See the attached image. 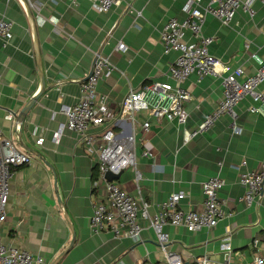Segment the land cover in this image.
I'll return each instance as SVG.
<instances>
[{
    "label": "crops",
    "instance_id": "1",
    "mask_svg": "<svg viewBox=\"0 0 264 264\" xmlns=\"http://www.w3.org/2000/svg\"><path fill=\"white\" fill-rule=\"evenodd\" d=\"M33 3L29 13L20 0H0V16L13 22V37L0 40V127L5 137L32 156L30 164L13 169L7 215L0 227L2 242L41 257L43 262L36 264H159L164 260L147 222L137 239L91 229L94 205L102 200L94 185L98 159L87 153L76 131L66 129L58 143L52 141L59 123L66 121L62 104L79 101L81 84L101 55L112 66L97 86L112 110L108 126L137 131L136 163L142 174L137 181L134 168L127 167L112 180L132 195L142 194L155 213L175 191L186 193L183 208L201 209L203 183L211 176L222 177L225 184L218 196L224 203L223 217L217 225L198 231L168 224L171 249L186 261L207 257L208 264H251L256 255L264 259V185L248 205L242 200L245 187L240 182L242 173L264 167V115L250 111V106L260 103L246 97L235 107L236 126L226 114L212 128L185 141V132L194 131L225 98L227 72L204 77L192 73L181 84L191 96L183 105L185 123L148 111L137 113L134 123L120 120L123 100L131 89L153 81L174 83L170 67L178 52H164L161 33L171 18L186 17L187 0H124L107 11H98L92 0ZM253 7L254 16L239 9L228 25L209 14L203 26V34L213 38L210 54L231 69L242 66L246 76L258 70L253 53L264 60L263 0H255ZM195 39L187 33L188 41ZM120 42L126 51L118 48ZM43 79L46 90L23 119L19 114L40 91ZM145 120L150 123L147 130ZM41 136L45 140L37 144ZM228 231L230 253L222 247Z\"/></svg>",
    "mask_w": 264,
    "mask_h": 264
},
{
    "label": "built area",
    "instance_id": "2",
    "mask_svg": "<svg viewBox=\"0 0 264 264\" xmlns=\"http://www.w3.org/2000/svg\"><path fill=\"white\" fill-rule=\"evenodd\" d=\"M71 1L76 3L77 0ZM92 1L98 11H107L112 7L120 6L124 0ZM254 1L187 0L184 8L186 17L171 18L161 33L164 52H178L177 58L170 67V77L174 83L153 81L137 89H131L123 100L120 120L134 123L137 113L148 111L150 115L158 118L170 121L177 119L179 123H185L187 114L183 105L191 96L181 84L192 73L204 77L208 74L222 75L227 72V75L223 76L225 98L194 131L185 132V141L212 128L218 119L226 114L233 118L235 125L237 118L235 107L248 96L252 97L254 102L260 103V105L250 106V111L264 115V89L260 88L264 83V60L257 52L253 53L251 57L258 62V70L255 74L246 76L242 66L231 69L210 54L209 45L213 42V38L203 34V26L209 14L228 25L239 9L254 16L256 13L253 7ZM27 3L30 8L34 5L33 0H27ZM188 32L196 38L195 41L187 40ZM12 37L13 22L0 16V40L8 42ZM245 45L249 47V42L247 41ZM118 48L122 51L127 50V46L122 42L118 44ZM111 68L109 58L97 56L92 74L81 84L79 101L74 105L62 104L60 110L66 115V121L59 123L52 136V141L58 143L66 129L76 131L80 134V140L87 153L98 159L99 175L94 185L100 192L102 200L94 205L90 220L91 229L94 232L108 229L117 237L137 239L144 229L143 222H147L154 229L157 241L164 252V260L159 264H208L207 257H197L195 260L186 261L179 253L171 249L170 237L165 227L168 224L180 225L190 231H198L217 225L224 215V203L220 200L218 192L225 184V180L220 176H211L203 183L204 201L201 209L183 208L181 203L186 198V193L175 191L158 205L155 213H152L150 204L142 194L132 195L117 182L109 179L106 176L108 172L117 174L127 167L134 168L137 181L142 179L136 163L137 131H129V129L116 131L108 126L107 122L112 116V110L108 98L100 95L97 90L100 78ZM241 77L244 78L240 79ZM52 117L54 118L55 115ZM149 125V121L143 122L144 129L147 130ZM235 126V131H238ZM20 128L21 124L16 123L17 132ZM44 140L41 136L36 143L42 144ZM148 154L147 150L143 153L145 156ZM31 162L32 156L21 150L14 139L5 137L0 127V227L7 215L13 169ZM245 163L244 161L243 164ZM240 182L245 187L242 200L248 205L253 204L264 185V167L260 171L242 173ZM228 233L223 239L222 247L230 253L232 237L230 231ZM42 262L41 257H35L27 250L5 245L0 235V264ZM251 264H264V259L256 255Z\"/></svg>",
    "mask_w": 264,
    "mask_h": 264
},
{
    "label": "water",
    "instance_id": "3",
    "mask_svg": "<svg viewBox=\"0 0 264 264\" xmlns=\"http://www.w3.org/2000/svg\"><path fill=\"white\" fill-rule=\"evenodd\" d=\"M21 4L23 5V8L27 11V12H31V8L28 6V3H27V0H20ZM94 69V68H93ZM93 69L91 70L90 74L88 76H90L93 72ZM87 76V78H88ZM46 90V85H45V81L43 79L42 81V85H41V89L40 91H38V93H36L30 100L29 102H27V104L23 107V109L21 110L19 116L22 117L23 116V119L25 118V115L31 110V108L33 107V105L36 103V101L43 95V93L45 92ZM107 177L110 178V179H113V178H117L118 177V174H113L112 172H108L107 173ZM66 216H67V213H66ZM74 234V238H75V232L73 233ZM73 244V242L71 243V245ZM66 251H64L62 253L65 254Z\"/></svg>",
    "mask_w": 264,
    "mask_h": 264
}]
</instances>
